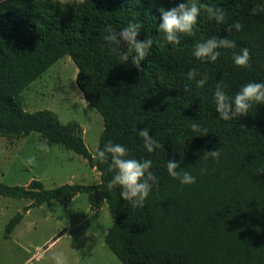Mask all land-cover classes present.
Here are the masks:
<instances>
[{"label":"trees","instance_id":"obj_1","mask_svg":"<svg viewBox=\"0 0 264 264\" xmlns=\"http://www.w3.org/2000/svg\"><path fill=\"white\" fill-rule=\"evenodd\" d=\"M193 2L200 12L192 32L178 31L175 43L164 40L161 9ZM209 6L219 7L224 19L210 18ZM0 8V137L38 132L100 172L95 184L0 183V196L32 199L8 221L6 238L30 208L86 193L92 209L107 204L112 223L105 240L123 264H264V104L251 102L246 114L224 120L213 99L217 85L231 104L242 84L264 82V0H0ZM233 21L241 23L239 31ZM130 22L140 25L136 40L153 42L139 69L127 41L104 39L109 26L118 34ZM213 37L232 39L234 46L218 44L215 61L192 55L196 43ZM242 47L249 53L246 66L232 62ZM64 55L78 68L84 98L103 117L98 148L111 140L125 146L126 158L152 161L157 180L142 207L120 197V185L108 189L117 171L108 168L111 154L103 163L96 159L79 123H64L50 109H25L22 92ZM201 77L206 83L197 87ZM193 122L207 132H194ZM142 128L161 144L152 153L137 134ZM218 148L217 158L206 155ZM169 160L195 182L182 185L170 176Z\"/></svg>","mask_w":264,"mask_h":264},{"label":"rangeland","instance_id":"obj_2","mask_svg":"<svg viewBox=\"0 0 264 264\" xmlns=\"http://www.w3.org/2000/svg\"><path fill=\"white\" fill-rule=\"evenodd\" d=\"M77 70L71 56L64 55L22 92V100L28 111L46 108L64 123H79L84 142L96 154L104 120L77 86ZM40 142L45 141L38 132L20 139L0 137V183L27 185L38 179L53 188L100 181L99 171L92 170L83 156L58 144H48L45 152L37 148ZM31 202L0 196V264H54L51 254L57 251L65 254L66 264H123L105 240L112 223L107 204L92 209L86 193L30 208L6 238L8 221Z\"/></svg>","mask_w":264,"mask_h":264},{"label":"clouds","instance_id":"obj_3","mask_svg":"<svg viewBox=\"0 0 264 264\" xmlns=\"http://www.w3.org/2000/svg\"><path fill=\"white\" fill-rule=\"evenodd\" d=\"M0 11H3V9L0 8ZM251 11L252 13H256L258 11V6H254ZM199 12L200 8L195 2L188 5L180 3L176 7L168 10L161 9L162 22L158 25V29L163 33L164 40L175 43L177 39L176 33L178 31L190 34L197 21ZM207 13L210 18H215L217 22L224 19V12L219 7L213 8L209 6ZM241 26L242 25L239 21H233L232 27H234L236 31H239ZM139 28L140 25L138 23L130 22L117 34L109 26L107 29L109 34L104 37L105 40L119 43L117 40L118 35L121 39L127 41L131 46V49L135 52V55L132 56V63L136 65L138 69L139 61L145 58L147 50L153 43L151 38L143 41L136 40ZM234 43L235 42L232 39L228 38L220 40H217L214 37L209 38L203 42L196 43L192 55L198 59H203L207 56L208 60L215 61L219 53L213 51V49L216 48L218 44L225 47H232L234 46ZM120 54L121 60L127 59V53ZM248 58V49L242 47L238 54L234 53L232 55V62L235 65L246 66ZM188 76H193L191 70L188 72ZM206 80V77H201L195 81V84L197 87H201L206 83ZM213 99L219 117L224 120H229L237 114H246L251 102L264 104V82L249 81L242 84L239 87V90L235 92V95L230 98L231 104L226 103V101L229 100V97L220 89L219 85H217L213 92ZM190 127L194 132H200L201 135L207 132V130L202 128L198 122H193ZM137 134L142 138L143 148L148 153H152L154 149L161 147V144L157 139L153 136H149L147 128L140 129ZM37 148L45 152L49 150V146L46 142L38 143ZM105 153L111 154V163L108 165L109 170H117L112 175V178L107 181L108 189L120 185L121 190L119 191V196L128 201L133 208L142 207L145 198L148 196L150 189L156 184L157 180V177L153 175L152 171H150L152 161L150 159L138 160L136 158H126L127 149L125 146L120 143H113L111 140L105 142L103 148H97L96 159L103 163L107 159ZM206 155H210L215 159L220 155V148L214 151H209ZM27 163H33V158L30 157ZM175 168H177L175 161L169 160L166 163L168 174L174 178L178 177L180 184H192L195 182L196 177L190 172L184 171L182 174H179L177 171H174ZM142 177L144 178L142 179ZM149 181H152V183H149ZM51 256L54 264H66V256L62 251L53 252Z\"/></svg>","mask_w":264,"mask_h":264},{"label":"crops","instance_id":"obj_4","mask_svg":"<svg viewBox=\"0 0 264 264\" xmlns=\"http://www.w3.org/2000/svg\"><path fill=\"white\" fill-rule=\"evenodd\" d=\"M94 169H96V168H93V167H92V170H94ZM99 173H100V172H99Z\"/></svg>","mask_w":264,"mask_h":264}]
</instances>
